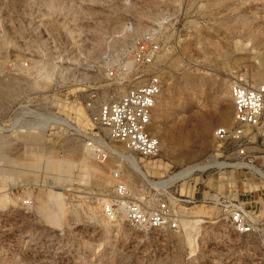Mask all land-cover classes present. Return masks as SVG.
Wrapping results in <instances>:
<instances>
[{"label":"rangeland","instance_id":"rangeland-1","mask_svg":"<svg viewBox=\"0 0 264 264\" xmlns=\"http://www.w3.org/2000/svg\"><path fill=\"white\" fill-rule=\"evenodd\" d=\"M152 30L163 79L152 127H161L165 141L159 137L155 158L131 153L143 177L117 144L120 161H94L75 130L89 126L83 102L90 89L108 83L107 70L122 60L132 38ZM257 53L264 56V0H0V202L12 184L16 195L35 203L27 212L11 204L12 218L1 224L24 237L7 236L0 264H236L232 234L202 194L246 190L251 194L244 200L261 199L263 184L244 172L235 180L217 167L202 175L192 171L171 185L158 181L185 163L214 154L221 160L215 131L232 123L229 81L244 66L252 69ZM49 161L69 169L49 167ZM115 163L137 201L194 194L196 202L179 206V232L103 219L101 203L111 192ZM51 191L64 206L58 222L46 218L41 203ZM197 210L211 216L193 248L198 231L189 236L185 228Z\"/></svg>","mask_w":264,"mask_h":264},{"label":"built area","instance_id":"built-area-1","mask_svg":"<svg viewBox=\"0 0 264 264\" xmlns=\"http://www.w3.org/2000/svg\"><path fill=\"white\" fill-rule=\"evenodd\" d=\"M126 25L125 28L130 31L131 24ZM159 43L156 30L134 36L122 60L107 70L109 82L90 89L86 95L83 109L89 126L75 131L83 149L94 161H120L121 153L116 144H122L126 151L137 154L141 159L155 158L160 153L159 139L150 132L153 108L163 84L161 70L155 65L159 57ZM24 65H27L26 61ZM250 70L244 66L231 77L228 91L233 106L232 123L217 128L215 137L221 145L218 151L225 164L221 169L231 172L229 177L237 180L236 173L244 172L251 179L263 183L264 80L258 84L253 82ZM129 77H132L131 81ZM136 79L139 80L132 82ZM213 168L216 167L208 166L193 173L202 175ZM123 175L122 168L116 163L111 166L112 189L101 203L103 219L108 223L121 220L131 228L144 231L179 232L183 217L179 206L196 202L194 194H170L167 190L170 186L166 190L152 187L156 193L169 195L156 197L153 202L152 199L137 201ZM15 188L12 184L5 187V193L13 202L0 205V249L7 243V236H20L21 241L24 237V233L9 230L11 226H3L5 222L1 224L2 220L8 222L12 218L15 205L11 204L18 205L24 212L35 207L31 196H18L14 193ZM244 191L235 196L202 194L201 201L218 207L219 221L222 220L226 232L232 234V237L228 236V243L237 251L236 264H264V196L244 200V196L251 194V191ZM25 237L24 241H28L27 234Z\"/></svg>","mask_w":264,"mask_h":264},{"label":"bare ground","instance_id":"bare-ground-1","mask_svg":"<svg viewBox=\"0 0 264 264\" xmlns=\"http://www.w3.org/2000/svg\"><path fill=\"white\" fill-rule=\"evenodd\" d=\"M253 58L255 60L257 59V63L250 70V77L253 80V82L258 84V83H261L264 80V56L261 55L260 53H257V54L254 55ZM237 73H238V71L235 74H232V76H235ZM160 93H159V95H160ZM159 95H158V97H159ZM158 97L156 99V102H155V105H154V108H153L152 126L154 124L155 118H157ZM226 118H227V116H226ZM222 121H223L222 125H227L226 124L227 119H225V120L222 119ZM228 122L229 123L232 122L231 121V116H230V119L228 118ZM150 132H151L152 135L158 137V139H159V137H161L163 140L165 139L163 134H162L161 127H156L155 129L153 128V129L150 130ZM159 135H161V136H159ZM166 137H168V136H166ZM117 145L120 148V150L125 153V156L129 157V162H130L132 168L136 169L143 177H146V174L142 170V166H140L139 162L136 160V157L133 154H131L128 151H126L125 147L122 144H117ZM220 146L221 145L218 144L217 148H219ZM160 147H161V144H160ZM224 165H225L224 162L219 160L218 158H216L215 154L214 155H209L208 158L206 159V161L205 160H200V161H196V162H189V163L183 164V166H181V169L177 173H174L173 175H169L164 180H159L158 183L160 184V186L171 185L172 183L176 182L180 178L188 176L194 170H203V169L206 168V166L207 167L208 166H212V167H217V168L221 169V167H223ZM48 166L49 167H56V168L64 169V170H68L69 169V165L68 164L60 165V164H55L52 161L48 162ZM105 183H106V181H104L102 179L101 184L105 185ZM262 184H264V181H263ZM3 192H5V190ZM59 195L60 194L58 192L51 191V192H49V194H47L46 198L41 201V203L45 204L44 207H45L46 218L49 221H52V222H58L59 218L61 216H63V214H65L64 213V206L61 203V201L58 200V196ZM170 198H172V197H170ZM11 202H13V200L10 197H8V195L5 193V200L3 202H0V205L10 204ZM197 211H198V213H194V216H193L194 218H192L193 220H189L187 222L188 225L186 224V228H185L186 232H187V234L189 236H191V234L197 233V231H198L197 236L194 237V239H193V248H195L197 246L196 238L199 235V228L201 227V224L203 222H206L207 218H210V216H211V214L205 215L204 211H201V210H197ZM199 212H201V213H199ZM183 217H184V215H183ZM183 217H182L181 221L184 219ZM181 225H182V223H181Z\"/></svg>","mask_w":264,"mask_h":264},{"label":"crops","instance_id":"crops-1","mask_svg":"<svg viewBox=\"0 0 264 264\" xmlns=\"http://www.w3.org/2000/svg\"><path fill=\"white\" fill-rule=\"evenodd\" d=\"M187 193V192H186ZM192 193V189H189L188 190V194H191ZM247 196V195H246ZM246 200H249V199H246Z\"/></svg>","mask_w":264,"mask_h":264}]
</instances>
